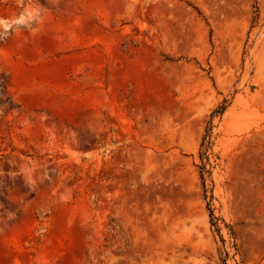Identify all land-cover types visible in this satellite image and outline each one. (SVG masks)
Segmentation results:
<instances>
[{"label":"rangeland","instance_id":"rangeland-1","mask_svg":"<svg viewBox=\"0 0 264 264\" xmlns=\"http://www.w3.org/2000/svg\"><path fill=\"white\" fill-rule=\"evenodd\" d=\"M0 264H264V0H0Z\"/></svg>","mask_w":264,"mask_h":264},{"label":"clouds","instance_id":"clouds-1","mask_svg":"<svg viewBox=\"0 0 264 264\" xmlns=\"http://www.w3.org/2000/svg\"><path fill=\"white\" fill-rule=\"evenodd\" d=\"M37 12H29L21 14L15 21L8 22L0 20V39L6 38L9 31L13 28L28 27L30 28L33 22H36Z\"/></svg>","mask_w":264,"mask_h":264}]
</instances>
